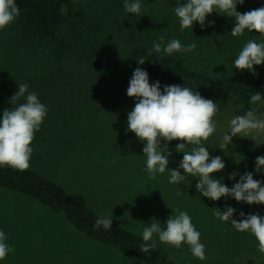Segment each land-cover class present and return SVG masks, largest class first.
I'll return each instance as SVG.
<instances>
[{"label":"rangeland","instance_id":"1","mask_svg":"<svg viewBox=\"0 0 264 264\" xmlns=\"http://www.w3.org/2000/svg\"><path fill=\"white\" fill-rule=\"evenodd\" d=\"M52 36L0 6V159L12 154L178 264H260L264 213L214 192L264 197V96L183 102L143 78L138 45L213 76L264 70V0H81ZM0 264H145L101 245L32 197L0 187Z\"/></svg>","mask_w":264,"mask_h":264},{"label":"trees","instance_id":"2","mask_svg":"<svg viewBox=\"0 0 264 264\" xmlns=\"http://www.w3.org/2000/svg\"><path fill=\"white\" fill-rule=\"evenodd\" d=\"M174 6L189 0H167ZM0 6L18 17L21 30L32 36H52L66 19L86 20L81 0H0ZM128 90L135 92L143 78L164 81L173 86L183 102H205L223 95L264 96V70H242L226 76L190 68L171 53L155 51L146 45L133 47L128 56ZM13 164L0 159V187L32 197L60 214L87 238L130 255L145 264H178L160 243L126 229L118 218L99 215L74 199L63 186L27 166L26 158L11 155ZM223 198L242 202L264 213V197L250 191L244 182L223 180L214 186ZM264 237V225L261 228ZM264 264V260L260 262Z\"/></svg>","mask_w":264,"mask_h":264},{"label":"crops","instance_id":"3","mask_svg":"<svg viewBox=\"0 0 264 264\" xmlns=\"http://www.w3.org/2000/svg\"><path fill=\"white\" fill-rule=\"evenodd\" d=\"M223 181V180H222Z\"/></svg>","mask_w":264,"mask_h":264}]
</instances>
